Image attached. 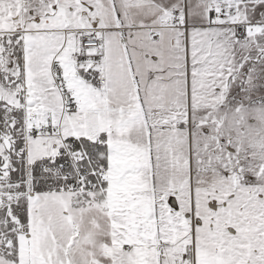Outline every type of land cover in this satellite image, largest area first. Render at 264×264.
Returning <instances> with one entry per match:
<instances>
[{
    "label": "snow or ice",
    "instance_id": "6c2138e0",
    "mask_svg": "<svg viewBox=\"0 0 264 264\" xmlns=\"http://www.w3.org/2000/svg\"><path fill=\"white\" fill-rule=\"evenodd\" d=\"M0 264H264V0H0Z\"/></svg>",
    "mask_w": 264,
    "mask_h": 264
}]
</instances>
